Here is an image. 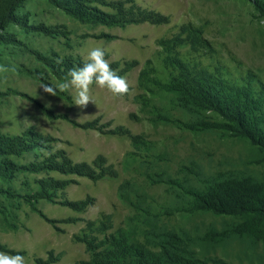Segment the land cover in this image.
Masks as SVG:
<instances>
[{"label":"rangeland","instance_id":"374dc122","mask_svg":"<svg viewBox=\"0 0 264 264\" xmlns=\"http://www.w3.org/2000/svg\"><path fill=\"white\" fill-rule=\"evenodd\" d=\"M258 1L87 0L111 24L91 25L44 0H27L19 12L56 35L8 29L16 42L0 46V133L36 142L37 149L12 160L37 171L0 179V188L22 196L48 190L51 199L32 207L0 195V253L19 254L24 264H92L113 242L126 241L149 256L264 264V241L218 235L239 218L193 208V194L216 181H263L257 148L205 129L222 119L194 114L170 87L210 77L248 91L264 118ZM92 47L104 50L128 91L113 95L93 83L85 106L75 105L74 90H61L63 82L27 51L78 68ZM48 84L63 97L45 91Z\"/></svg>","mask_w":264,"mask_h":264},{"label":"trees","instance_id":"16d2710c","mask_svg":"<svg viewBox=\"0 0 264 264\" xmlns=\"http://www.w3.org/2000/svg\"><path fill=\"white\" fill-rule=\"evenodd\" d=\"M44 1L81 24L111 25L91 10L87 0ZM26 2L27 0H0V46L16 42L15 36L8 31L11 26L19 27L28 34L56 35L55 30L43 24H30L29 14L19 12ZM255 5L260 14L264 16V0L255 2ZM27 51L41 62L59 82L68 79V72L74 69V65L70 63H59L35 50L28 49ZM37 78L41 80L40 76ZM208 79L212 80L210 77ZM180 80L170 87L172 91L181 95L186 108L198 116L209 112L222 119L219 123H204L205 129L217 128L232 137L247 140L259 152L258 163H264V118L257 99L248 91L217 86L214 82L210 80L208 82L200 77L189 76L183 78L182 82ZM48 86L56 95L63 97V94L52 85L48 84ZM47 117L52 118L53 116L47 112ZM36 145V142L27 140L24 136L0 133V179L12 180L19 173L37 171L30 169L29 166H19L12 160L13 157L33 152L39 147ZM0 195L22 199L24 203L32 207L37 200L51 199L48 190H42L33 196H22L10 189L0 188ZM193 197L195 211L240 219V222L234 223L230 228L218 234L221 237L233 235L250 239L253 243L264 241V180L259 181L251 177H229L208 185L205 190L193 194ZM9 227L17 229L14 225L9 224ZM215 234L217 233L210 232L209 236ZM87 244L92 249V244L88 240ZM113 248L111 252H104L103 257L92 264H208L182 256H149L140 246H132L126 241L113 242ZM129 258L130 261H128Z\"/></svg>","mask_w":264,"mask_h":264},{"label":"clouds","instance_id":"9594fccd","mask_svg":"<svg viewBox=\"0 0 264 264\" xmlns=\"http://www.w3.org/2000/svg\"><path fill=\"white\" fill-rule=\"evenodd\" d=\"M104 56L102 48L92 47L87 52V59L82 66L71 69L68 72V79L59 85L61 90H74L73 102L75 105L85 106L89 101H92L89 96V86L93 83L100 88H106L113 95L124 94L128 91L126 79L116 74ZM44 87L45 91L49 93L53 91L50 86L45 85ZM0 264H24V257L19 254L0 253Z\"/></svg>","mask_w":264,"mask_h":264}]
</instances>
